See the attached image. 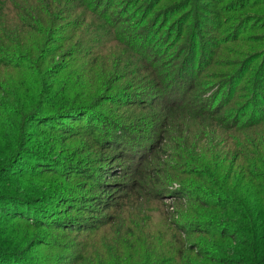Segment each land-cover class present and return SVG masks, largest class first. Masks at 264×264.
Wrapping results in <instances>:
<instances>
[{
  "label": "trees",
  "instance_id": "obj_1",
  "mask_svg": "<svg viewBox=\"0 0 264 264\" xmlns=\"http://www.w3.org/2000/svg\"><path fill=\"white\" fill-rule=\"evenodd\" d=\"M0 38V264H264V0H0ZM165 58L182 80L140 106L131 167L108 107ZM167 146L160 176L200 179L182 221L153 173Z\"/></svg>",
  "mask_w": 264,
  "mask_h": 264
},
{
  "label": "rangeland",
  "instance_id": "obj_2",
  "mask_svg": "<svg viewBox=\"0 0 264 264\" xmlns=\"http://www.w3.org/2000/svg\"><path fill=\"white\" fill-rule=\"evenodd\" d=\"M8 50L16 52L15 48H11L9 46H5V44H2V39L0 38V82L3 83L4 85L8 86V87H12L11 84L16 83L17 78L11 74H8V77H5L3 75L6 72H10L11 69L7 68L4 65V62L1 60L3 54L7 55L6 52ZM172 54H174V53H172ZM231 58L232 57L230 56V59ZM174 59H175V56H174ZM237 59L241 60V57L237 58ZM223 60H225V59H223ZM171 62H172L171 59L165 58V64H169V69L167 70V72H160L159 76H154V75H152V73L149 70L145 69V71L142 74V77L140 78V81H138L137 77L135 76V73H134L135 69H132L129 73L130 78H128V86H130V88L132 90L126 89L125 87L120 88L118 90L116 99L108 107L109 116L106 118L105 122L117 124L120 126H122L124 124L126 126V128L114 127L115 130L118 132L117 135H119V137H121L123 139L124 144L127 143V147H129L130 149H135V152H134L135 154L130 153L132 158H131V162H130L129 166H131V167L134 166V165H132L133 161L137 162L141 156V154L139 153V149L146 147V149L148 150V145L146 143V140L150 141V136H151L152 130L154 129L153 127H151L147 123L144 124L145 119L147 117L151 118V116L146 115V112H148V111H146V108H143V107H147L146 105H151L150 100L152 98H153L152 100H155L157 98V96L160 98V96H162L166 91H170L173 86H180V83H178L177 80L174 79L175 77H178L179 79L182 80V77L180 76L179 70H176L172 74H170ZM162 64H164V63H162ZM159 68H161V66ZM225 70H227V69H225ZM137 85L139 86L138 88L140 90L144 91V93H140L142 97H139L134 93V91H136V90L133 87L137 86ZM215 90H216V88L212 87V89H210L205 95L206 96L211 95V93L214 92ZM5 92L6 93L3 94V96L7 97L8 92L7 91H5ZM136 93H139V92H136ZM120 95L127 96V98L121 100ZM130 100H133V102L138 101L141 104H138L135 102L136 104L131 105V104H129ZM140 106H143V107L140 108ZM139 108H140V111H139ZM114 121H119V122L122 121V123H117ZM176 124H178V123H176ZM109 129L112 130V128H109ZM122 130H124L126 133L122 132ZM173 130L176 133V126L174 127ZM42 139H44V137ZM181 146H184L183 141H182ZM168 148L169 147L167 146V150H168L167 153H165L163 155V157H161V160H165V161L162 162L160 160L158 161V159L155 160L156 164H158L157 166H159V168H161V169H157L156 171L153 172L158 178H162L160 176V172H161V170H163V168L165 166L170 164V162L172 165H174L176 163L179 164V162H181L180 158H178L176 155L180 149H178V147H176L175 151L172 153V152H170V150L172 148L170 150ZM64 149H65V147H64ZM136 156H139V157L136 158ZM193 159L194 158L191 157L188 161L190 166L194 162ZM27 160H28V162H32L29 159H27ZM207 160L208 159L206 157H204L202 159V162L204 164H208L206 162ZM210 165H212V164L210 163ZM123 167L125 168V174H129L130 169H127L125 166H123ZM181 171L180 172L170 171L169 173L166 174L167 175L166 178H162L163 179L162 184H163V186H166L165 187L166 191L161 195L162 196V199H161L162 204H163L164 210L168 213L170 219H172L173 221H182V218L180 219L181 203L186 205L185 208H187V205H188L187 198L176 196V194H177L176 192L182 190L184 187L187 189H192L191 186L198 184V182L200 181V179L194 178L191 175H189V173H190L189 170L187 171V173L185 175H182ZM180 177L182 178V181L178 180V178H180ZM90 192L97 193L98 191L95 189V187H93L90 189ZM137 216H139V215L134 213L132 216V219L134 220ZM129 220L130 219H128V222H129ZM133 220H132V224L135 223ZM99 233L101 236V239L99 240L100 243L102 241H105L104 244H106L107 246H113L114 245V238L110 234L109 230L102 229ZM40 260H44V259L40 258ZM26 263L29 264L28 262H26Z\"/></svg>",
  "mask_w": 264,
  "mask_h": 264
}]
</instances>
